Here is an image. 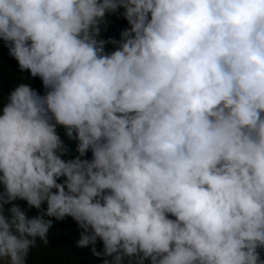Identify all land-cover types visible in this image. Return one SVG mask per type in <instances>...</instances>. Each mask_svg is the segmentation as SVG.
I'll return each mask as SVG.
<instances>
[{
  "label": "clouds",
  "instance_id": "clouds-1",
  "mask_svg": "<svg viewBox=\"0 0 264 264\" xmlns=\"http://www.w3.org/2000/svg\"><path fill=\"white\" fill-rule=\"evenodd\" d=\"M0 42L44 88L0 87V264L69 217L102 264H264V0H0Z\"/></svg>",
  "mask_w": 264,
  "mask_h": 264
},
{
  "label": "trees",
  "instance_id": "trees-1",
  "mask_svg": "<svg viewBox=\"0 0 264 264\" xmlns=\"http://www.w3.org/2000/svg\"><path fill=\"white\" fill-rule=\"evenodd\" d=\"M110 26L105 33L106 37L119 39L120 31L127 27V22L123 18L110 17ZM111 50V46H108ZM29 73H19L17 62L8 55V49L0 42V87L7 93L10 87L18 82L31 83L32 87H38L39 92L44 93L42 81L37 77L24 79ZM62 139L74 148V142L67 141L63 129H60ZM89 158L91 153L88 154ZM22 208H26V202H19ZM29 216L35 215L36 210L28 212ZM81 230L77 224L69 217L65 221L56 222L49 233L50 243L47 246L40 245L33 249L30 256V264H102V261L94 257L91 253V246L87 248H77L76 241L79 240ZM98 250H102V243L97 242Z\"/></svg>",
  "mask_w": 264,
  "mask_h": 264
},
{
  "label": "rangeland",
  "instance_id": "rangeland-1",
  "mask_svg": "<svg viewBox=\"0 0 264 264\" xmlns=\"http://www.w3.org/2000/svg\"><path fill=\"white\" fill-rule=\"evenodd\" d=\"M33 88L36 89V90L39 89L38 87H33ZM37 91H38V90H37ZM38 92H39V91H38ZM39 93H41V92H39ZM41 94H43V93H41Z\"/></svg>",
  "mask_w": 264,
  "mask_h": 264
}]
</instances>
